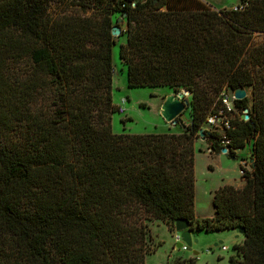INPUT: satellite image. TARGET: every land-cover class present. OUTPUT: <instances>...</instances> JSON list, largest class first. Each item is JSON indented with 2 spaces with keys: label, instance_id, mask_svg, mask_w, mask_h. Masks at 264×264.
<instances>
[{
  "label": "trees",
  "instance_id": "trees-1",
  "mask_svg": "<svg viewBox=\"0 0 264 264\" xmlns=\"http://www.w3.org/2000/svg\"><path fill=\"white\" fill-rule=\"evenodd\" d=\"M51 3L89 13L52 15ZM236 5L0 0V264H143L144 222L177 219L191 231L242 229L228 263L264 264V0ZM114 25L128 87L189 93L181 133L111 132ZM245 87L249 98L231 99L230 128L209 130L221 94ZM200 131L210 152L222 135L233 150L248 144L251 164L239 168L242 187L217 188L212 216L198 220Z\"/></svg>",
  "mask_w": 264,
  "mask_h": 264
},
{
  "label": "rangeland",
  "instance_id": "rangeland-1",
  "mask_svg": "<svg viewBox=\"0 0 264 264\" xmlns=\"http://www.w3.org/2000/svg\"><path fill=\"white\" fill-rule=\"evenodd\" d=\"M233 0H214L216 6L230 3ZM236 3H239L236 2ZM213 6V5H212ZM214 7V6H213ZM216 8V7H214ZM230 9L231 7H224ZM48 12L52 15L63 13L88 14L77 6L63 8L56 3H51ZM118 19V18H117ZM124 27L121 22V28ZM120 28V29H121ZM260 36L255 35L258 40ZM115 44L111 48L112 78L111 101L121 107L118 112L110 115V127L113 134L128 135H159L176 134L182 132V125L190 121V108L187 106L180 114L181 124H168L159 114V107L166 94L176 93L171 87H128L126 85V72L118 56V45L125 41L124 34L115 37ZM246 96L250 93L244 88ZM189 93L186 96L189 101ZM204 128V126H202ZM234 152L235 158L224 153H217V157L208 155L205 139H194L193 148V175H194V211L197 217L212 215L211 194L217 188L230 183L235 186L239 183V163L241 159L248 160L247 146ZM146 247L143 264H166L174 259H190V264H229L228 258L234 254L233 245L241 244L243 237L234 230L228 231H195L191 239L196 244L185 250L176 247L173 226L161 222L145 221ZM216 244V245H215ZM196 253V254H195Z\"/></svg>",
  "mask_w": 264,
  "mask_h": 264
},
{
  "label": "water",
  "instance_id": "water-1",
  "mask_svg": "<svg viewBox=\"0 0 264 264\" xmlns=\"http://www.w3.org/2000/svg\"><path fill=\"white\" fill-rule=\"evenodd\" d=\"M121 21L122 18L118 17L117 22ZM120 31L121 29L118 25L112 26L110 30L111 36L115 38L117 35L120 34ZM187 95V91L180 90L176 93L166 94L164 96V99L159 107V114L166 123L172 125L181 124V121L179 120V114L188 105V101L186 99ZM245 95L246 92L244 88H235L231 91V96L233 99H241L245 97ZM244 111L246 112V109H244ZM244 119H247V115H244ZM199 136L203 139V134L201 131L199 132ZM220 151L224 153L225 150L221 149ZM231 158L233 159V157ZM173 230L175 234H178L180 241L176 244L177 248H180L182 245H184L185 248H189L192 246V244H196V240L191 239L192 231L190 230V224L187 221L183 219L175 220L173 223ZM234 231L240 235H242L243 233L242 229L239 228H236ZM215 232H218V230H215Z\"/></svg>",
  "mask_w": 264,
  "mask_h": 264
},
{
  "label": "built area",
  "instance_id": "built-area-1",
  "mask_svg": "<svg viewBox=\"0 0 264 264\" xmlns=\"http://www.w3.org/2000/svg\"><path fill=\"white\" fill-rule=\"evenodd\" d=\"M240 6L234 5L232 6V9H239ZM232 96L230 97L226 93H222L220 96V103L221 107L214 113H211L206 116L205 119V124L208 126L209 130H218L223 134L226 130L230 128V119L232 117V112L234 111V107L232 105ZM119 110L121 111L122 108L120 107ZM228 139L224 138L223 135L221 136V140L219 142V145L221 146V149H224V154L229 156V152H234L239 149H231L228 147ZM220 149V150H221ZM218 151L217 153L221 152ZM222 153V152H221ZM251 164V161L246 160V159H241L239 163V168H244L246 170H249V166ZM242 171L239 170V174L241 175ZM174 235V240L177 242L179 241L178 234H173ZM181 250H185L186 248L184 245L180 247Z\"/></svg>",
  "mask_w": 264,
  "mask_h": 264
},
{
  "label": "crops",
  "instance_id": "crops-1",
  "mask_svg": "<svg viewBox=\"0 0 264 264\" xmlns=\"http://www.w3.org/2000/svg\"><path fill=\"white\" fill-rule=\"evenodd\" d=\"M203 1H206V2L210 3L211 5H213V6L216 7V8H223V7H232V6L236 5V4H237L236 2H238L239 0H233V1L230 2V3H225V4L221 5V6H216V5L214 4V2H213L214 0H203ZM206 152H207L208 155H210V156H212V155L216 156V157H217V160L219 159L217 153H215V152H210L208 149H206ZM238 168H239V166H238ZM239 179H240L239 183H238L237 185H235V186L231 185L230 183H226V185H230V186H232V187H234V188H241L242 185H243V180L240 178V174H239ZM211 198H212V194H211ZM194 214H195V211H194ZM211 216H212V215H211ZM211 216H209V217H211ZM209 217H205V216L197 217V216L195 215V218L198 219V220H199V219H202V218H209ZM191 233H192V232H191Z\"/></svg>",
  "mask_w": 264,
  "mask_h": 264
}]
</instances>
